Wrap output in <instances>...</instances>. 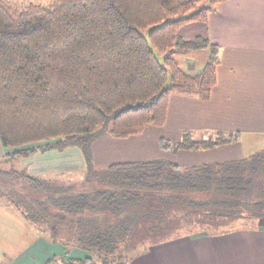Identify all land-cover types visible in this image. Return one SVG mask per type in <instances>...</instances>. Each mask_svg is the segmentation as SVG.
I'll return each mask as SVG.
<instances>
[{"label":"trees","instance_id":"16d2710c","mask_svg":"<svg viewBox=\"0 0 264 264\" xmlns=\"http://www.w3.org/2000/svg\"><path fill=\"white\" fill-rule=\"evenodd\" d=\"M202 1L0 0V142L21 157L78 148L90 184L67 190L2 169L10 185L0 196L53 244L81 252L67 264H125L172 240L168 233L180 227L264 220V147L193 166L163 158L93 165L91 145L99 136L125 139L162 128L171 95L209 99L218 46L178 34L186 24L206 22L222 0ZM203 49L209 56L195 75L174 58ZM238 135L197 139L185 131L175 143L161 138L160 147L205 150Z\"/></svg>","mask_w":264,"mask_h":264},{"label":"crops","instance_id":"0c3cea01","mask_svg":"<svg viewBox=\"0 0 264 264\" xmlns=\"http://www.w3.org/2000/svg\"><path fill=\"white\" fill-rule=\"evenodd\" d=\"M189 25L200 28L194 33L181 34L184 39L203 36L219 49L216 84L209 99L171 95L162 128L150 126L142 134L125 139H114L108 134L99 136L92 147L93 164L106 167L118 162L163 158L180 166H193L237 160L264 147V0H223L206 22L183 27ZM209 51L205 49V60ZM205 63L182 70L199 73ZM185 131L197 139L216 132L239 135L235 142L205 150L171 154L160 147L161 138L177 142ZM70 150L74 151V158L82 161L76 164L83 172L84 160L75 147L63 151L37 150L21 157L10 156L14 149L4 148L0 142V162L7 161L8 170H23L62 185V179L66 180L64 174L69 171ZM1 197L0 264H66L65 247L53 244L48 234L37 233L36 226L5 196ZM209 228H212L210 232ZM194 232L152 246L125 264H264V220L258 224L235 221ZM19 240L23 247L13 253V243ZM72 248L69 254L80 256L81 252Z\"/></svg>","mask_w":264,"mask_h":264},{"label":"rangeland","instance_id":"374dc122","mask_svg":"<svg viewBox=\"0 0 264 264\" xmlns=\"http://www.w3.org/2000/svg\"><path fill=\"white\" fill-rule=\"evenodd\" d=\"M35 1H47V0H35ZM208 1L209 0H203L201 3L203 5L205 4H208ZM223 1V0H222ZM221 1V2H222ZM221 3L218 4V7ZM199 24V23H198ZM200 26V25H199ZM197 26V25H189V27H183L185 29H182V31H179V35L181 34H184L186 32H189V33H194L195 31H197L200 27ZM179 53H177L175 55V60L178 62V65L181 69H184L186 68L187 66H191L192 64H194L195 66L199 65L200 63H202L203 61L206 62L205 60V49L203 50H197V51H186V52H181V54L179 55V57L177 56ZM203 68V67H202ZM187 73L188 74H191V75H195L197 74L198 72L195 70L193 71L192 69H188L187 70ZM181 96V95H179ZM187 97V96H185ZM194 98V97H192ZM198 99V98H197ZM201 100V99H199ZM104 135V134H103ZM102 136V135H101ZM199 137V136H198ZM205 138H208L205 137ZM96 140V139H95ZM168 140V139H167ZM171 143H175L173 142V140H169ZM95 143V141L92 143L91 145V151H92V147H93V144ZM95 146V144H94ZM95 149V148H94ZM71 151V150H70ZM69 151V152H70ZM74 151H71L69 153V165H68V173L64 174L65 175V178L66 180L62 179V185L68 190H73V191H81V190H84L86 189L90 184L89 182L87 181L86 179V176H85V164H84V161H83V169L84 171L81 172V168L78 164V162H82V161H79V157L78 158H74V156L72 153ZM168 152H170L171 154H173L174 152L172 150H168ZM155 159V158H154ZM8 164V165H7ZM10 164L7 163V161H1L0 162V170L4 169V170H8L10 169ZM94 166L96 164H93ZM103 165V164H101ZM100 164L96 167V169H99V168H104V167H100L101 166ZM9 181V178H7L6 176H0V194L3 190H6L9 188V185L10 183H8ZM12 185V184H11ZM3 194V193H2ZM3 196V195H2ZM1 197V196H0ZM2 198V197H1ZM192 225H190L189 227H180V228H177L175 229L173 232L171 233H168L169 237H171L173 235L174 236H183V235H186V234H189L190 232L193 231V233H195L194 231H196L198 228L202 229L201 227H198L197 225H193V227H191ZM196 227V229H195ZM218 229V228H216ZM36 230H37V233H39V230L38 228L36 227ZM212 230V228H209L208 231L210 232ZM41 232V231H40ZM41 233H44V232H41ZM45 234V233H44ZM46 236H48L47 234H45ZM169 237H167V239H169ZM23 247V242L21 240H19L18 242L16 243H13V253H18V251ZM73 249V248H72ZM71 249V250H72ZM65 252V251H64ZM69 256L71 257H76L75 255L72 256L71 253L69 254V251L67 250V252L64 254V257H63V261L67 264V262L69 261Z\"/></svg>","mask_w":264,"mask_h":264}]
</instances>
